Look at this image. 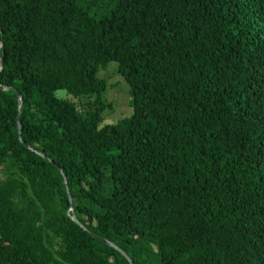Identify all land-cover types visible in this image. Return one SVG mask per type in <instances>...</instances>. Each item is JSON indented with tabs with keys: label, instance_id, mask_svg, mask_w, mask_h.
<instances>
[{
	"label": "trees",
	"instance_id": "1",
	"mask_svg": "<svg viewBox=\"0 0 264 264\" xmlns=\"http://www.w3.org/2000/svg\"><path fill=\"white\" fill-rule=\"evenodd\" d=\"M0 42V264H264V0H0Z\"/></svg>",
	"mask_w": 264,
	"mask_h": 264
},
{
	"label": "rangeland",
	"instance_id": "2",
	"mask_svg": "<svg viewBox=\"0 0 264 264\" xmlns=\"http://www.w3.org/2000/svg\"><path fill=\"white\" fill-rule=\"evenodd\" d=\"M99 78L106 81L104 98L112 104V109L103 114L102 125L113 124L118 120L129 117L132 113L130 106L129 86L117 72V64L109 62L104 69L97 73ZM57 96L74 100L72 96L64 91H58Z\"/></svg>",
	"mask_w": 264,
	"mask_h": 264
},
{
	"label": "water",
	"instance_id": "3",
	"mask_svg": "<svg viewBox=\"0 0 264 264\" xmlns=\"http://www.w3.org/2000/svg\"><path fill=\"white\" fill-rule=\"evenodd\" d=\"M0 45H1V42H0ZM2 66H3V57L1 56L0 57V70H1V68H2ZM1 89H4L3 87H0ZM14 91H15V93H16V95L18 96V101H19V103L21 102V96H20V94L14 89ZM17 125H18V128L20 127V118H19V115H18V117H17ZM57 169L59 170V172L62 174V171L60 170V168L59 167H57ZM62 177L64 178V175L62 174ZM65 186H66V188H67V183H66V181H65ZM67 193H68V189H67ZM71 210H72V207H71ZM70 218L73 220V221H75L76 222V220H75V218H74V214H71L70 215ZM91 235L94 237V238H96L97 240H99L100 242H102V243H104V244H106V245H108V246H110V247H112V248H114V249H116L118 252H120L124 257H125V259L129 262V264H132V262H131V260L129 259V257L120 249V248H118L116 245H114L112 242H110V241H108V240H106V239H104V238H101V237H98V236H96V235H94L93 233H91Z\"/></svg>",
	"mask_w": 264,
	"mask_h": 264
}]
</instances>
